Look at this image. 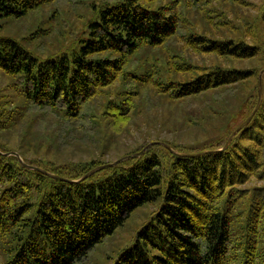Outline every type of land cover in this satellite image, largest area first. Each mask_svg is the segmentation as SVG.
I'll return each instance as SVG.
<instances>
[{"label": "trees", "instance_id": "trees-1", "mask_svg": "<svg viewBox=\"0 0 264 264\" xmlns=\"http://www.w3.org/2000/svg\"><path fill=\"white\" fill-rule=\"evenodd\" d=\"M50 1L0 0V18H20ZM87 18L70 45L39 56L0 35V71L8 78L0 132L21 131L15 152L25 163L68 179L107 163L99 157L54 163L20 148L37 137L58 148L88 144L101 129L119 133L138 111L144 86L172 103L208 92L224 100L254 80L240 114L255 106L264 0H102ZM180 43L218 60L192 62L180 54ZM141 48L156 61L143 73L126 70ZM225 138L200 148L164 142L197 153L221 148ZM0 151L10 150L0 143ZM152 203L150 219L111 264H264V72L257 110L222 150L180 156L152 143L77 182L0 154V264H78Z\"/></svg>", "mask_w": 264, "mask_h": 264}, {"label": "rangeland", "instance_id": "rangeland-1", "mask_svg": "<svg viewBox=\"0 0 264 264\" xmlns=\"http://www.w3.org/2000/svg\"><path fill=\"white\" fill-rule=\"evenodd\" d=\"M100 1L102 0H53L44 3L20 18H0V35L16 39L36 56L42 55V51L47 53L60 46L70 45L72 38L82 28L83 22L88 19L94 5ZM247 1L259 4L262 0ZM255 10V7L249 6V13H254ZM228 15L231 16L230 11ZM178 50L184 58L192 62L218 60L212 55L198 54L181 43ZM151 54L146 48L137 50L126 62L125 69L143 73L156 61L153 57L155 54ZM156 56L160 63L165 60L161 52L156 53ZM253 81L250 80L247 87L237 90L224 100H217L218 97L208 92L202 96L183 101L175 100L172 103L164 101L152 88L144 86L140 89L143 99L140 101V98H137L138 111L119 133L101 129L96 138L88 143L89 145L79 143L58 148L56 142L44 138L39 140L37 137V140L35 138L31 140V144L26 139L27 146L21 147L20 150L29 157L36 156L54 163L83 161L97 157L112 162L144 142L168 140L188 148H200L220 137H226V141L230 133L249 115L244 117L239 109ZM7 83V76L0 71V95L2 92L7 93L8 89L5 87ZM12 90L15 91L14 87ZM13 95L9 93V96ZM3 99L4 97L1 100ZM36 129L32 127V135L36 133ZM230 129L232 131L226 135ZM20 136L21 131L11 128L0 132V143L5 144L10 151H19ZM36 145H39L37 152ZM155 209V203L136 209L122 226L107 236L78 264H111L118 253L134 240L136 233L150 219L151 212Z\"/></svg>", "mask_w": 264, "mask_h": 264}, {"label": "water", "instance_id": "water-1", "mask_svg": "<svg viewBox=\"0 0 264 264\" xmlns=\"http://www.w3.org/2000/svg\"><path fill=\"white\" fill-rule=\"evenodd\" d=\"M264 72V68L260 71L259 73V78H258V96H257V101H256V104L254 106V108L251 110V112L249 113V115L230 133V135L227 137L225 143L223 144V146L219 149H206V150H203L201 152H197V153H186V152H178L174 149L171 148L170 145H168L167 143L165 142H162V141H153V142H149L148 144H146L139 152H136V153H133V154H126V155H123L121 157H119L117 160L115 161H112V162H107V163H104L102 165H99V166H96L92 169H90L89 171H87L85 174H83L80 178L78 179H68V178H64L56 173H53V172H50L42 167H39V166H34V165H30V164H27L25 163L21 156L15 152V151H8V152H1L0 151V154H3V155H14L17 157V159L19 160V162L27 167V168H30V169H34V170H38L40 172H42L43 174L51 177V178H54V179H58V180H63V181H69V182H77V181H80V180H83L85 178H87L88 176H90L91 174H93L94 172L106 167V166H111V165H114L124 159H127L128 157L130 156H137L139 154H141L150 144L152 143H160L161 145L165 146L167 149H169L170 151H172L174 154H177V155H180V156H193V155H197V154H200V153H205V152H214V151H218V150H222L224 149L228 143L230 142V140L232 139V137L235 135V133L237 131H239L243 126H245L251 119V117L253 116V114L255 113V111L257 110L259 104H260V101H261V96H262V73Z\"/></svg>", "mask_w": 264, "mask_h": 264}]
</instances>
